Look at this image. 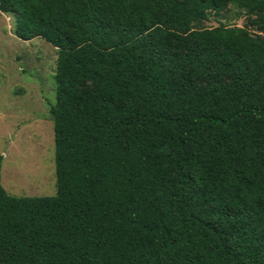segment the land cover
Returning <instances> with one entry per match:
<instances>
[{
	"label": "trees",
	"instance_id": "16d2710c",
	"mask_svg": "<svg viewBox=\"0 0 264 264\" xmlns=\"http://www.w3.org/2000/svg\"><path fill=\"white\" fill-rule=\"evenodd\" d=\"M233 5L248 25L202 27ZM58 48L57 192L2 185L0 264H264V0H0Z\"/></svg>",
	"mask_w": 264,
	"mask_h": 264
},
{
	"label": "rangeland",
	"instance_id": "374dc122",
	"mask_svg": "<svg viewBox=\"0 0 264 264\" xmlns=\"http://www.w3.org/2000/svg\"><path fill=\"white\" fill-rule=\"evenodd\" d=\"M233 5L202 20V27L248 25ZM16 17L0 10V154L2 185L16 196L57 192L54 117L59 50L42 37L16 35Z\"/></svg>",
	"mask_w": 264,
	"mask_h": 264
}]
</instances>
